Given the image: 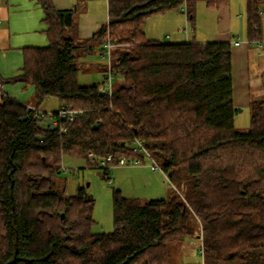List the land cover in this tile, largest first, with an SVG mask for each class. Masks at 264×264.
I'll return each instance as SVG.
<instances>
[{"label": "trees", "instance_id": "1", "mask_svg": "<svg viewBox=\"0 0 264 264\" xmlns=\"http://www.w3.org/2000/svg\"><path fill=\"white\" fill-rule=\"evenodd\" d=\"M197 1L108 0L107 22L77 39L75 9L36 0L49 43L24 47L22 73L7 80L32 85L36 105L0 97V264H171L169 244L194 235L205 264H264V95L250 100V125L238 129L233 43L166 42L144 30L172 10L195 29ZM256 3L247 4L249 38L261 35ZM97 47L104 72L123 75L111 93L100 89L106 78L78 82L80 60ZM49 97L84 113L51 128L30 108ZM136 139L176 191L141 200L114 189V228L94 233V198L84 187L57 190L62 157L143 158ZM98 168L109 179L111 168Z\"/></svg>", "mask_w": 264, "mask_h": 264}, {"label": "rangeland", "instance_id": "2", "mask_svg": "<svg viewBox=\"0 0 264 264\" xmlns=\"http://www.w3.org/2000/svg\"><path fill=\"white\" fill-rule=\"evenodd\" d=\"M247 4L248 0H229L228 4L221 8H214L209 7L204 0H198L195 24V29H197L199 15L200 33L210 36L216 30L220 31V36L225 35L232 39L235 56L233 67L234 102L238 109L235 115V125L242 130L247 129L250 125V100L264 95V47H259L248 36ZM256 7L259 11H263L264 0L257 1ZM209 16L210 21L212 20L210 23L208 22ZM176 17L179 18L180 27L184 31V27L189 23L186 12L172 10L147 18L144 27L146 36L148 38L152 36L150 33V28H152L158 33L159 38L168 40L166 34L170 36L171 31L168 29L167 20L171 21ZM183 17H185L184 22ZM216 17H218L217 22H215ZM153 21L157 22L152 23ZM168 23L171 25L170 22ZM260 26L262 34L259 38L264 40V15H261ZM39 32L44 34L45 31L39 29ZM238 37L242 44L236 45L234 41L238 40ZM241 51L246 53L240 56ZM236 53L239 55L236 56ZM22 58V50L19 47L9 48L7 44H0V70L6 73L0 80H5V85L8 88L6 91L10 96L24 100L23 102H33L34 87L32 85L27 86L22 81H7L19 72ZM80 62L78 82L81 85L107 82L105 81L107 73L104 72V66H102V64L108 63L107 57L99 56L96 51L88 58H82ZM246 68L250 73L248 81ZM122 80L123 75L115 73L112 83L116 85ZM59 104L57 97H49L39 106L42 111L53 112L58 110ZM61 166L62 172L56 178L57 190H63L65 185L67 193L76 194L80 187H84L86 193L95 200L93 209L95 222L92 226L94 233L108 232L114 228V189L121 190L126 197H138L141 200L168 198L176 191V187L162 170L153 171L151 169L149 159L140 165L114 166L107 176L109 179L103 176V169L90 164L88 158L65 154L62 157ZM169 254L171 264H205L201 252V241L196 235L189 236L178 243L171 242Z\"/></svg>", "mask_w": 264, "mask_h": 264}, {"label": "crops", "instance_id": "3", "mask_svg": "<svg viewBox=\"0 0 264 264\" xmlns=\"http://www.w3.org/2000/svg\"><path fill=\"white\" fill-rule=\"evenodd\" d=\"M52 2L58 9H71V8L75 9L76 21H77V30H76L77 39H86L91 37L108 20V0H52ZM43 17H44V12L41 6L36 2V0H0V44L2 45L7 44L9 48L19 47L22 50V55H23V49L26 46L47 45L49 39L46 32H44V34L43 33L40 34L39 32V29H42V31H44L46 27L45 24H43L42 22ZM198 18H199V23L197 29L192 28L189 22L184 27L185 28L184 31L180 27L178 17L171 19V21L167 20V26L169 27L168 29H170L171 31L170 36L169 34H166L168 40H162L161 38H159L158 33L155 32L154 29L152 28H150V33L152 34L150 38L157 39L160 41H166V42L167 41L185 42L191 40H198V41L225 40L232 42V39H230V37L229 38L225 37V35L220 36L221 35L220 31L214 30L213 34L210 36H205L204 33L203 34L200 33L199 15ZM217 18L218 17H216L215 22H217ZM260 20H261V15H260ZM184 21H185V17H183V22ZM211 21L209 16L208 22L210 23ZM156 22L157 21H153L152 23H156ZM168 22H170L171 25ZM201 24L204 23L201 22ZM260 31H261V26H260ZM96 51H98L99 56H103L104 58H106L104 53H102L98 47L93 52ZM240 53H241L240 56H242L246 52L241 51ZM89 55H87L84 58H88ZM238 55L239 54L236 53V56ZM234 57L235 56L233 51V67H234ZM20 67L21 68H19L20 70L19 72H17V75L22 73L23 58H22V66ZM246 73H247V81H248V77L250 75L248 68H246ZM4 74L6 75L4 71L0 70V79L3 78ZM6 88L7 85H5V89ZM7 93L9 94L8 91ZM20 101L23 102L24 100H20ZM24 103H27L28 105H36L35 98L33 102L27 101ZM38 107L40 108V106Z\"/></svg>", "mask_w": 264, "mask_h": 264}, {"label": "built area", "instance_id": "4", "mask_svg": "<svg viewBox=\"0 0 264 264\" xmlns=\"http://www.w3.org/2000/svg\"><path fill=\"white\" fill-rule=\"evenodd\" d=\"M252 2L258 1V0H251ZM261 15H264V10L260 11ZM255 29H258V24H254ZM240 38L238 37V40L234 41V44L239 45L242 44V42L239 40ZM251 41L255 42L259 47H264V40L260 38H250ZM110 46V45H109ZM108 56L109 52L107 53ZM114 73L111 68H109L108 75L106 76V80L108 81V85H101L100 89L103 91H109L111 93V84L113 81ZM9 94L7 93L5 89V81L0 80V97H7ZM30 108L33 109V116L34 117H39V118H44L43 122L47 126H50L51 128H55L59 126V122L63 119H67L69 122H74L75 119L82 115L84 113V110L82 109H77L72 107L70 104H65L62 105L58 110L53 111V112H47V111H42L39 107L37 106H30ZM61 131L66 132L67 129L65 126L61 127ZM134 150H140L142 151L143 158L139 156H126V155H121L118 159L115 160V157L112 153H110L106 158L98 159L97 156L92 152L89 151L87 153V158L90 162V164L96 166V167H109L112 168L114 166H133V165H140L142 164L146 159H149L151 161V169L153 171H158L162 170L161 165L159 162L151 155V153L147 150L145 147V142L136 139V142L134 144ZM163 171V170H162ZM203 252V250H201Z\"/></svg>", "mask_w": 264, "mask_h": 264}, {"label": "water", "instance_id": "5", "mask_svg": "<svg viewBox=\"0 0 264 264\" xmlns=\"http://www.w3.org/2000/svg\"><path fill=\"white\" fill-rule=\"evenodd\" d=\"M62 217H65V214L64 213H62V215H61Z\"/></svg>", "mask_w": 264, "mask_h": 264}]
</instances>
